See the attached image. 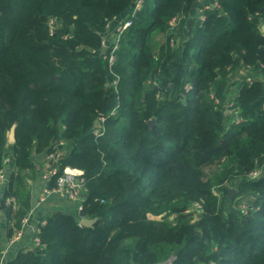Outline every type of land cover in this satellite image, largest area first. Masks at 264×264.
I'll return each mask as SVG.
<instances>
[{"label":"trees","instance_id":"1","mask_svg":"<svg viewBox=\"0 0 264 264\" xmlns=\"http://www.w3.org/2000/svg\"><path fill=\"white\" fill-rule=\"evenodd\" d=\"M136 1L0 0L8 237L30 211L23 180L39 157L56 169L48 189L67 167L83 180L81 211L45 215L39 246L5 264H264V169L249 177L264 162V0H215L199 24L200 0H143L131 17ZM117 18L131 23L110 62Z\"/></svg>","mask_w":264,"mask_h":264},{"label":"crops","instance_id":"2","mask_svg":"<svg viewBox=\"0 0 264 264\" xmlns=\"http://www.w3.org/2000/svg\"><path fill=\"white\" fill-rule=\"evenodd\" d=\"M214 5L215 0H200V2L195 7L194 18L196 19V24H199L201 18L203 17L202 11L205 8ZM121 21V18H117L109 25L108 31L105 35V40L107 43L113 40L115 29L121 23ZM51 163L52 160L49 157L45 155L41 156L36 160V170L38 168L39 170L43 169L45 165H47L46 167L48 168ZM24 183L26 188L30 192L31 208L29 213L27 214L28 222L23 227V234L21 238L13 243H11V238L8 237V233L9 230L13 229L15 224L14 213L16 207L11 212L9 211L8 207H10L11 200L5 199V201L3 202L5 187L0 188V257H3L1 264H5L7 261L13 259L19 251H27L34 247L33 240L35 238V233L37 231L38 225L44 221L43 217L45 215H48L55 211H63L70 214L75 213V205L73 204V202H70L65 195L54 192V188H49L51 190V193L43 202L39 201L42 193V188L45 185L42 174H39L37 172H35V174H30L26 178H24Z\"/></svg>","mask_w":264,"mask_h":264},{"label":"built area","instance_id":"3","mask_svg":"<svg viewBox=\"0 0 264 264\" xmlns=\"http://www.w3.org/2000/svg\"><path fill=\"white\" fill-rule=\"evenodd\" d=\"M143 0H137L136 3L134 4V7L131 11L130 16L134 17L135 14L140 10L141 5H142ZM203 20V17L201 18V21ZM180 19L174 18L173 20L170 21V28L176 29L179 25ZM130 20H125L123 22H121L115 29V32L113 34V38L115 37L114 41L111 42H117L119 35L121 34V32L123 30H125L127 27L130 26ZM264 26V25H262ZM170 46L172 48H175L177 46V42L176 40H174V38H172L170 40ZM116 43L113 44L112 47V53L110 54V62H112L114 60V55H113V51L116 49ZM245 77H244V81L245 83H250L253 80V74L251 73V70L249 68L245 69ZM264 109V106H263ZM230 113H232L234 115L233 118V123H241L242 119L239 116V111L237 109L232 110ZM113 114V113H112ZM98 121L102 124V122L104 121L103 117L99 118ZM101 129V126H100ZM100 129L99 130H95V134H100ZM9 159H6L3 161V165H6L8 163ZM54 174H56V169L54 168H45V171L42 174V178L44 181H47V179L51 176H53ZM261 175V171L259 170H254L250 173L249 177L250 179H256L257 177H259ZM82 172L80 170L77 169H70V168H65L63 170V173L55 180V187H54V192L63 194L67 197V199H69V201L71 202H78L77 204V211H81V203L83 202V196H82V187H83V180H82ZM7 182V176H6V172L4 170V168H0V188L3 187V185H5ZM51 193V190L48 189L46 186H44L42 188V193L40 196V202H43L46 197ZM11 200V199H10ZM12 201V200H11ZM194 208L197 211H200V205L198 203L194 204ZM28 222V217L26 216L25 218L22 219L21 221V228L16 230L13 237L11 238V243L18 241L22 234H23V227L27 224ZM41 224H44V222H42ZM80 225V222H79ZM34 246H39V240L38 238H34L33 240ZM3 257H0V264L2 263Z\"/></svg>","mask_w":264,"mask_h":264},{"label":"rangeland","instance_id":"4","mask_svg":"<svg viewBox=\"0 0 264 264\" xmlns=\"http://www.w3.org/2000/svg\"><path fill=\"white\" fill-rule=\"evenodd\" d=\"M262 27V26H261ZM163 40H164V38H163V36H159V37H157L156 38V43H157V45L159 44V43H161V42H163ZM244 74H245V72H244ZM100 126H101V123L99 122V121H97L96 123H95V129L96 130H99L100 129ZM47 165H45V167L44 168H47L46 167ZM40 169L39 170V168L37 169V171H39V173H41V174H43V172L45 171V169ZM53 168V167H52ZM214 169H215V167H212V168H209L208 170H207V173H210V172H212V171H214ZM263 169H264V162H263V164L261 165V166H259L258 167V169L257 170H259V171H263ZM250 180H252V179H250ZM23 187H26L25 186V183H24V180H23ZM229 190H228V195H227V199H232V198H234V196L236 195V187L235 188H230V187H227ZM230 191H232L234 194L232 195V197H229V192ZM214 194H216V195H218V191H214ZM69 200V199H68ZM253 200V197L251 196V195H249V196H245V197H242L239 201H237L236 202V208L239 210V209H241L244 213H246L247 212V208H248V206L251 204V201ZM71 202V201H70ZM73 204L74 205H76V210H77V204H78V202H73ZM195 206V205H194ZM194 206L193 207H191V209H188L187 211H186V213L187 214H191L192 215V217H197L199 214L198 213H200V211H197L195 208H194ZM190 215V216H191ZM80 216V215H79ZM152 218V217H151ZM82 219V218H81ZM80 219V220H81Z\"/></svg>","mask_w":264,"mask_h":264},{"label":"water","instance_id":"5","mask_svg":"<svg viewBox=\"0 0 264 264\" xmlns=\"http://www.w3.org/2000/svg\"><path fill=\"white\" fill-rule=\"evenodd\" d=\"M191 20H192V19H188V20H187V22H186V27L189 26V24L191 23ZM261 30H262V32L264 33V26L261 27ZM105 51H106V48L104 47V48L102 49V54H104ZM152 123H153V122H152ZM14 140H15V137H14V128H11V130H10V132H9V134H8V141H9L10 143H13ZM233 194H234V193H233L232 191H230V192H229V197H232ZM80 216H82V215L80 214ZM91 224H92V221H91V220H88V219H85V218H82V219L80 220V225H81V226H90ZM131 264H134V263L131 262Z\"/></svg>","mask_w":264,"mask_h":264}]
</instances>
